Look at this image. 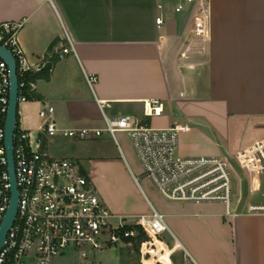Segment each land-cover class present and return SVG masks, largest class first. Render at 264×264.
I'll return each mask as SVG.
<instances>
[{
    "label": "crops",
    "instance_id": "0c3cea01",
    "mask_svg": "<svg viewBox=\"0 0 264 264\" xmlns=\"http://www.w3.org/2000/svg\"><path fill=\"white\" fill-rule=\"evenodd\" d=\"M179 1L0 0V25L23 23V50L33 64L45 65L46 74L36 79L33 93L41 109L45 103L55 108L61 129H104L100 102L106 103L109 117L143 118L145 103L160 100L165 113L175 107L186 121L182 124L191 127L179 136L181 158L224 157L223 152L233 157L264 140V0H212L207 49L186 58L193 14L177 13ZM68 37L76 52L60 58ZM88 75L97 77L93 87ZM173 118V113L165 116L166 122L155 128L181 124ZM199 118L205 123L198 124ZM255 125L261 135L247 139ZM105 138L92 141L119 145ZM114 161L141 207L129 212L117 207L107 193L108 187L118 188V181L109 178L108 187L97 183L110 211L136 219L154 207L169 227L161 237L165 242L157 239V246L171 260L143 258L142 264H264V215L249 214L246 208L228 215L220 203L172 202L159 195L152 202L120 146L119 158L100 156L91 175L87 171L96 188L101 166ZM130 246L76 264H130L125 254Z\"/></svg>",
    "mask_w": 264,
    "mask_h": 264
},
{
    "label": "built area",
    "instance_id": "2783aa9c",
    "mask_svg": "<svg viewBox=\"0 0 264 264\" xmlns=\"http://www.w3.org/2000/svg\"><path fill=\"white\" fill-rule=\"evenodd\" d=\"M212 0H180L177 13L191 12L193 26L183 56L192 51L204 52L210 41ZM157 24H164L163 17ZM21 22L0 25V46L10 51L17 64L18 108L29 101L33 93L34 75L45 69L43 63H32L23 50L19 34ZM60 58L75 54V46L68 37ZM91 87L97 77L86 76ZM11 74L6 61L0 58V231L12 198V177L6 144V122L10 107ZM106 123L104 129H61L55 120V108L47 103L40 111L43 125L39 135L19 131L17 117L13 136L14 172L19 192L16 221L0 251V264H52L56 258L80 252L87 261L90 254L118 250L135 239L142 230L149 241L142 243V254L147 246L169 233L166 217L156 208L149 215L129 219L114 215L101 197L92 189L89 177L68 159L52 157L46 142L57 137L75 141L96 140L109 135L116 140L118 133L131 138L142 164L143 175L168 201L186 203H220L227 214H238L248 204L247 213L264 215V140L238 152L231 158L179 156V136L191 130L188 124L157 129L146 120L161 118L165 108L160 100L145 103L144 117L126 115L109 117L106 103H99ZM239 169L249 175L250 200L244 198L243 179ZM235 182L239 194L234 196ZM260 194V199H254ZM233 204L234 207H233ZM116 221L117 224H114ZM89 250V251H88Z\"/></svg>",
    "mask_w": 264,
    "mask_h": 264
},
{
    "label": "rangeland",
    "instance_id": "374dc122",
    "mask_svg": "<svg viewBox=\"0 0 264 264\" xmlns=\"http://www.w3.org/2000/svg\"><path fill=\"white\" fill-rule=\"evenodd\" d=\"M39 99L36 98L34 93L29 95V101L27 103L21 104L18 108V122H19V131H29L32 132L34 137L37 138L39 135V129L43 125V121L40 118V111H41V104L39 103ZM173 113L174 118L171 119V122H178V123H185L186 121L184 118L181 117L178 110L171 106L170 110L164 114L161 118H153L152 120H146V123L155 128L162 126L166 120L165 116ZM199 123H205L203 118H199L197 120ZM152 122V123H151ZM260 127L253 126L250 127L249 132L246 135L247 139H251L256 135L260 134ZM212 133V130H210ZM184 134H180V139ZM105 139H108L109 135H105ZM118 146L111 142L110 140H104L102 142H93L92 140L89 141H75L72 139H66L63 137H57L52 139L51 141L46 142V150L48 153L57 159H68L71 160L73 163L77 165L78 168L84 170V174H87V171L91 175V168L95 166L93 161L96 158H100V156H107L108 158H119V146L121 147L122 151L124 152L125 157L128 160L130 167L132 168V173L137 178L138 183L142 187L145 194L148 198L153 202L154 196L159 195L161 199L166 200L156 189L153 183L143 175V168L142 164L136 154L133 142L128 134L126 133H118L117 138ZM100 148L101 152L97 151ZM229 153L223 152L224 157L231 158L228 155ZM91 169V170H90ZM239 175L243 179V187H244V198L246 201L250 200V189H249V175L247 170H240ZM89 178L90 176L87 175ZM103 176V177H102ZM109 178L116 179L118 181V188L117 189H110L108 187V180ZM102 182V184L108 187V196L109 199L117 205V207L122 208L125 212H129L131 209H138L140 206V201L138 197L133 192V190L129 186V182L127 178L122 174L120 170V166L117 162H113L112 164H106V166H101V172L98 176V180H96V186L92 183V189L99 197H101L100 186L97 182ZM239 194V183L235 182V190L234 196H238ZM103 198V197H102ZM260 199V194H256L254 199ZM168 201V200H167ZM235 204H233L234 207ZM247 210L248 204L244 206ZM129 222H133L134 220L130 217L128 218ZM114 224H117L114 221ZM160 241H164L165 239H160ZM159 241H155L152 244V248L148 245L147 247V256L146 259H150L151 257H157L155 259H160L161 261H168L171 260V255H165V251H162L160 247H158ZM170 246V245H169ZM89 251V250H88ZM128 252V253H127ZM125 253L130 261V264H142L143 261V254H142V246L139 243H133L132 246L128 247V250ZM100 253V252H96ZM95 253L90 254L89 257L94 255ZM153 255V256H152ZM80 252H73L71 254L65 255L60 258H56L52 264H76L78 260H80ZM144 264H151V261L144 260Z\"/></svg>",
    "mask_w": 264,
    "mask_h": 264
},
{
    "label": "water",
    "instance_id": "95a60500",
    "mask_svg": "<svg viewBox=\"0 0 264 264\" xmlns=\"http://www.w3.org/2000/svg\"><path fill=\"white\" fill-rule=\"evenodd\" d=\"M0 58L7 62L11 74V95H10V107L6 122V144L10 161V172L12 177V198L9 210L6 218L2 224L0 231V251L3 248L7 235L13 227L19 207V192L16 183V177L14 172V159H13V136L16 129L17 117H18V77H17V64L10 51L0 46Z\"/></svg>",
    "mask_w": 264,
    "mask_h": 264
},
{
    "label": "trees",
    "instance_id": "16d2710c",
    "mask_svg": "<svg viewBox=\"0 0 264 264\" xmlns=\"http://www.w3.org/2000/svg\"><path fill=\"white\" fill-rule=\"evenodd\" d=\"M45 74H46L45 71H42L41 73L34 75L32 80L35 82L36 79L43 77ZM149 240H150L149 237L144 232H142V230H140L138 237L135 239H128V242L137 243V244L139 243V245H141L142 243L147 242Z\"/></svg>",
    "mask_w": 264,
    "mask_h": 264
}]
</instances>
